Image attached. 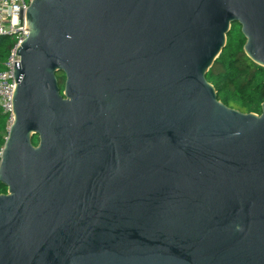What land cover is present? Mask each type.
Wrapping results in <instances>:
<instances>
[{"label": "water", "instance_id": "1", "mask_svg": "<svg viewBox=\"0 0 264 264\" xmlns=\"http://www.w3.org/2000/svg\"><path fill=\"white\" fill-rule=\"evenodd\" d=\"M232 24L264 68V0L29 4L0 264H264V102L205 78Z\"/></svg>", "mask_w": 264, "mask_h": 264}, {"label": "trees", "instance_id": "2", "mask_svg": "<svg viewBox=\"0 0 264 264\" xmlns=\"http://www.w3.org/2000/svg\"><path fill=\"white\" fill-rule=\"evenodd\" d=\"M245 39L238 24H232L226 44L211 68L206 81L212 85L217 100L224 106L243 114H260L264 102V68L252 63L244 54ZM14 45L11 38H0V70ZM60 87L63 79L57 76ZM7 136V116L0 110V151ZM36 145V139H32ZM6 188L0 184V195Z\"/></svg>", "mask_w": 264, "mask_h": 264}, {"label": "built area", "instance_id": "3", "mask_svg": "<svg viewBox=\"0 0 264 264\" xmlns=\"http://www.w3.org/2000/svg\"><path fill=\"white\" fill-rule=\"evenodd\" d=\"M33 0H0V38H11L14 45L0 70V110L7 116V130L13 122L11 99L15 86L14 63H19L16 48L26 38L25 12Z\"/></svg>", "mask_w": 264, "mask_h": 264}, {"label": "flooded vegetation", "instance_id": "4", "mask_svg": "<svg viewBox=\"0 0 264 264\" xmlns=\"http://www.w3.org/2000/svg\"><path fill=\"white\" fill-rule=\"evenodd\" d=\"M59 77H61L63 79V76L62 75H59Z\"/></svg>", "mask_w": 264, "mask_h": 264}]
</instances>
